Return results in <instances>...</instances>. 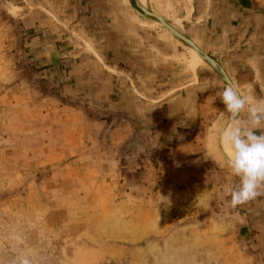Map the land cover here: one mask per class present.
Instances as JSON below:
<instances>
[{
    "label": "rangeland",
    "instance_id": "1",
    "mask_svg": "<svg viewBox=\"0 0 264 264\" xmlns=\"http://www.w3.org/2000/svg\"><path fill=\"white\" fill-rule=\"evenodd\" d=\"M36 22L31 50L27 24L0 0V264H254L221 222V159L206 166L212 195L173 184L184 159L208 153L209 135L173 151L189 136L96 102L84 42L54 31L45 45Z\"/></svg>",
    "mask_w": 264,
    "mask_h": 264
},
{
    "label": "crops",
    "instance_id": "2",
    "mask_svg": "<svg viewBox=\"0 0 264 264\" xmlns=\"http://www.w3.org/2000/svg\"><path fill=\"white\" fill-rule=\"evenodd\" d=\"M7 1L27 24L31 50L39 39L35 34L42 27L36 21L41 19L45 33L40 34V39L44 43H53L54 31L66 36L77 34L84 42L85 55H93L92 65L98 72L97 81L91 83L98 99L93 102L128 109V115L145 120L148 127H157L164 135L182 132L189 136L182 143L172 142L173 151L195 149L197 141L193 136L201 132L209 135L205 142L208 153L178 161L183 170L173 176V184H187L194 190L199 182L204 183L202 194L212 195V180L206 166L221 159L224 177L221 176L217 190L221 222L229 225L231 220L236 243L245 248L243 251L254 264H264V194L231 208V196L226 189L235 184L237 187L239 177L228 173L230 144L224 142L226 156L218 148L220 129L230 120L220 99L229 84L219 69L242 95L254 101L264 100V0ZM190 47L203 52L218 68L201 52L202 59L191 56ZM43 50L45 55L54 51L51 47ZM189 59L197 62H188ZM202 62L206 65L194 70L193 66ZM239 118L246 119L247 113ZM198 167L206 169L202 177L195 174ZM228 225L224 227L226 232Z\"/></svg>",
    "mask_w": 264,
    "mask_h": 264
},
{
    "label": "clouds",
    "instance_id": "3",
    "mask_svg": "<svg viewBox=\"0 0 264 264\" xmlns=\"http://www.w3.org/2000/svg\"><path fill=\"white\" fill-rule=\"evenodd\" d=\"M220 99L230 117L220 129L221 139L232 148L227 167L239 177V185L226 192L231 196L230 207L236 208L264 194V100L254 101L231 84ZM244 112L247 118L240 119Z\"/></svg>",
    "mask_w": 264,
    "mask_h": 264
},
{
    "label": "water",
    "instance_id": "4",
    "mask_svg": "<svg viewBox=\"0 0 264 264\" xmlns=\"http://www.w3.org/2000/svg\"><path fill=\"white\" fill-rule=\"evenodd\" d=\"M142 8V7H141ZM143 9V8H142ZM145 12H147V13H149V14H153L152 12H149V11H147L146 9H143ZM153 15H155V14H153ZM156 16V15H155ZM158 17V16H157ZM160 20H162V18H160V17H158ZM163 21V20H162ZM188 44H191L188 40H185ZM193 47H194V45L193 44H191ZM198 49V48H197ZM199 51V50H198ZM199 52H201V51H199ZM201 53H203V52H201ZM204 54V53H203ZM204 56H206L205 54H204ZM209 60H210V62L216 67L217 65H216V63L211 59V58H209L208 56H206ZM217 68H218V66H217ZM220 70V72H221V74L224 76V78H225V80H226V82L228 83V84H231V85H233V83H232V81L229 79V77L221 70V69H219Z\"/></svg>",
    "mask_w": 264,
    "mask_h": 264
},
{
    "label": "bare ground",
    "instance_id": "5",
    "mask_svg": "<svg viewBox=\"0 0 264 264\" xmlns=\"http://www.w3.org/2000/svg\"><path fill=\"white\" fill-rule=\"evenodd\" d=\"M188 62H193V63H195V62H197V61L194 60V59H193V60L189 59ZM199 65H206V64H203V62H202V64H201V63H199V64H195L193 67L196 69ZM228 154H229V157L232 155V148H231V146L229 147Z\"/></svg>",
    "mask_w": 264,
    "mask_h": 264
}]
</instances>
